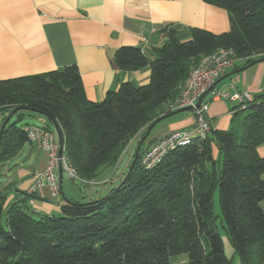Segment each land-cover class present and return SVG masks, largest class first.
<instances>
[{
  "label": "trees",
  "instance_id": "1",
  "mask_svg": "<svg viewBox=\"0 0 264 264\" xmlns=\"http://www.w3.org/2000/svg\"><path fill=\"white\" fill-rule=\"evenodd\" d=\"M202 1L227 12L229 32L192 29L182 41L178 30L165 29L167 40L155 58L138 47L117 50L118 70L150 68L146 85L122 83L93 103L76 66L0 81V112L17 110V121L7 124L0 139V166L29 142L17 123L22 111H30L58 126L67 161L82 183H92L117 164L137 135L144 138L157 120L173 113L167 106L181 96L202 57L231 48L247 65L264 60V0ZM263 145L264 98H255L247 109L237 108L228 131H212L153 169L140 164L142 145L127 177L99 200H66L58 214L47 215L30 204L36 195L16 191L9 200V190H0V264H172L180 255L189 264H232L217 231L216 193L224 235L239 264H264Z\"/></svg>",
  "mask_w": 264,
  "mask_h": 264
},
{
  "label": "crops",
  "instance_id": "2",
  "mask_svg": "<svg viewBox=\"0 0 264 264\" xmlns=\"http://www.w3.org/2000/svg\"><path fill=\"white\" fill-rule=\"evenodd\" d=\"M165 29L178 30V38L186 41L190 39L192 29L215 35L227 33L230 22L225 10L202 0H0V81L76 66L87 99L98 103L110 92L118 90L122 83L130 82L135 86L149 83V67L131 73L122 72L114 63V55L122 47H138L155 58L157 50L167 40L162 33ZM154 30L156 32L152 33ZM240 69L241 72L235 73ZM218 80L222 81L217 89L230 93L249 92L254 98L263 99L264 60L252 66L247 65L246 60H238L234 67L223 71ZM204 101L209 105L212 131H228L239 104L226 99H213L211 94H207ZM35 114L39 115V121L44 126H49L47 117ZM242 117L239 115L238 121ZM5 118L0 117V122ZM194 123L193 112L169 118L161 124L157 136L144 143L143 152L165 135L190 129ZM51 128L56 132L54 125ZM140 139L134 138L127 147L135 146L134 155ZM258 154L264 158V145L258 148ZM212 155L215 160L220 158L215 146ZM18 156L23 157L25 162L19 161ZM48 160L47 153L29 141L15 158L0 166V176L6 171L4 179L0 178V190H9V200H13L16 191L26 192L33 184L35 173L46 170ZM13 162L18 166L15 170L10 168ZM112 174L111 168H105L92 183H111ZM62 181L63 175L59 199L51 197L48 187L38 190L32 206L35 212L47 215L60 212L61 206L66 203L62 199ZM96 195L98 193L91 195L88 202L102 198V195ZM261 205L264 210V201ZM223 241L226 255L234 264V249L225 235ZM172 264H189L188 256L180 255Z\"/></svg>",
  "mask_w": 264,
  "mask_h": 264
},
{
  "label": "built area",
  "instance_id": "3",
  "mask_svg": "<svg viewBox=\"0 0 264 264\" xmlns=\"http://www.w3.org/2000/svg\"><path fill=\"white\" fill-rule=\"evenodd\" d=\"M154 30L152 33H155ZM146 43L149 41L144 39ZM238 59L231 48H221L210 55L202 57L199 66L194 69L184 86L179 98L167 106L168 112H175L187 107H193L195 123L190 129L173 131L160 138L147 149L141 157V166L150 170L159 165L171 152L192 145L197 140H203L211 134V122L208 117V103L202 100L197 107L198 101L204 96L220 78L223 71L235 66ZM209 94L213 99H226L237 102L241 110L247 109L255 102L254 96L249 92L230 93L225 89L214 88ZM25 133L30 142L48 155V165L44 172H37L33 177L32 186L26 191L29 196H35L38 190L48 187L52 198L59 199L61 196V175L68 173L71 179L80 180L75 170L70 166L65 155L60 157V143L58 135L44 127H26ZM81 181V180H80ZM82 182V181H81ZM34 205V200L30 201Z\"/></svg>",
  "mask_w": 264,
  "mask_h": 264
},
{
  "label": "rangeland",
  "instance_id": "4",
  "mask_svg": "<svg viewBox=\"0 0 264 264\" xmlns=\"http://www.w3.org/2000/svg\"><path fill=\"white\" fill-rule=\"evenodd\" d=\"M166 112H168L167 109H166ZM22 114H23V118L20 122L17 123L18 127H25L26 125H33V126L44 127V128H47V129L49 128V129L53 130L50 126H44V124H42V122L39 121V117H38L39 115H37L35 113L25 112V111H22ZM246 115H247V112L242 113L243 117ZM3 116L7 118L10 115H7V114L0 112V117H3ZM171 118H173V117H171ZM167 120H169V118L164 120V121H167ZM16 121H17V116H13L9 122L12 124ZM164 121H162L157 126H155L154 130L151 131L150 135L142 143L143 146L140 143L137 147V150L139 147L141 148V146L143 147V150L145 149L144 148L146 146L145 144L148 141H150L153 137L157 136V132L161 129V126H162L161 124H163ZM1 125H2V122H0V127H1ZM211 132H212V130H211ZM142 136L143 135L139 134L135 138H137V137L142 138ZM140 140L142 141L143 138ZM134 149H135V146H131L129 148H126V150L122 154V156L119 159V161L117 162V164L112 166V167H109L112 169V172H113V174L110 178L112 180V182L111 183L109 182L106 185H103L102 183H97V184H95V183H91V184L82 183L80 180L71 179L70 176L68 175V173H63L62 186H63L64 196H62V199L74 201V202H80V203H87L90 199V196L93 194L95 195L96 193H98V195H102V198L107 196L112 190L119 187V185L123 182V180L129 174L131 165H132L133 160H134L133 157L135 156L133 153ZM137 150H136V152H137ZM18 159H19V161H21L23 163L25 162L23 157L18 156ZM17 160H15L14 162H16ZM14 162L10 166V168L12 170H15L18 167L17 165L14 164ZM26 163H28V161H26ZM5 172L2 174V176H0L1 179H4ZM1 173L2 172H0V174ZM98 195H96V197ZM213 203H214V214L216 216L220 217L216 220L217 221L216 222L217 231L219 232L220 235L223 236L224 235V229H223V225L221 222V209H220V205H219L218 193H216L214 195ZM225 253H227L226 247H225ZM234 264H239V259L237 257L235 258Z\"/></svg>",
  "mask_w": 264,
  "mask_h": 264
},
{
  "label": "water",
  "instance_id": "5",
  "mask_svg": "<svg viewBox=\"0 0 264 264\" xmlns=\"http://www.w3.org/2000/svg\"><path fill=\"white\" fill-rule=\"evenodd\" d=\"M260 61H261V60H260ZM256 62H257V61H256ZM256 62L251 63L249 66L254 65ZM241 71H242V69L236 71L235 73H239V72H241ZM221 81H222V80H218V81H216L215 84L212 86V88H211V89H210V90H209L204 96H202V98L198 101V103H197V105H196L197 107L200 105V103L202 102V100L204 99V97H206V95L209 94L214 88H216V87L220 84ZM24 109L27 110L26 108H24ZM192 110H193V107H187V108H184V109L177 110V111H175V112H173V113H171V114H169V115L163 116L162 118H160L159 120H157V121H156V122L150 127V129L148 130L147 134L145 135V137H144L143 140L141 141V145H142V143L146 140V138L150 135L151 131L155 128V126H157L159 123H161L162 121H164V120H166V119H168V118H171V117H173V116H175V115H178V114H181V113H185V112H191ZM16 112H17V110H14L13 113H12V114L7 118V120L4 122V124H3L2 128H1V131H0V139H1V136H2V133H3L4 129H5V127L7 126V124L9 123V121H10L11 118L15 115ZM54 127H55L56 133H57V135H58L59 143H60V153H59V154H60V157H62L63 154H64V142H63V138H62V135H61V133H60V131H59V129H58V126H57L56 124H54ZM139 150H140V147L138 148V150H137V152H136V154H135V160L133 161L130 170H132V169L134 168V166H135V162H136V158H137V155H138ZM60 175H61V180H62V175H63L62 170H60Z\"/></svg>",
  "mask_w": 264,
  "mask_h": 264
}]
</instances>
